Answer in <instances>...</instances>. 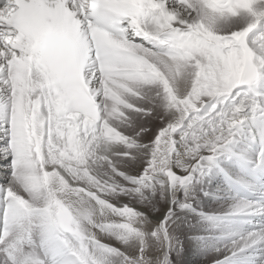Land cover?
Instances as JSON below:
<instances>
[{"label":"snow or ice","instance_id":"6c2138e0","mask_svg":"<svg viewBox=\"0 0 264 264\" xmlns=\"http://www.w3.org/2000/svg\"><path fill=\"white\" fill-rule=\"evenodd\" d=\"M0 133V264H200L190 186L245 134L264 170V0H0ZM233 200L219 223L264 218Z\"/></svg>","mask_w":264,"mask_h":264},{"label":"bare ground","instance_id":"6f19581e","mask_svg":"<svg viewBox=\"0 0 264 264\" xmlns=\"http://www.w3.org/2000/svg\"><path fill=\"white\" fill-rule=\"evenodd\" d=\"M0 136H2V133H0ZM2 144L3 140L0 139V145ZM232 153L234 154H227L220 157L217 161V166L214 167L207 176L202 180L193 182L189 191L192 210L180 212L181 215L187 216L188 219L198 220L197 224L199 227L198 230L193 233L195 234L193 237H190L188 233L187 237H185V235H179L178 238L181 243L191 245L193 253L198 254L195 256V259L200 261V264H204L205 256L209 257L211 255L206 254V251L208 252L210 250L213 252V258L224 261L225 256H227L230 264H260V261L264 259V246L249 248L244 252L237 253L235 256H231V254L226 252L216 254L214 251L217 247L222 248L223 245L228 242L230 234L235 230L240 228H252L257 224L264 223V218L261 217L242 218L246 220L247 223L229 221H224L223 223L218 222L219 218L222 217L233 204V198L239 197L226 184L221 173V167L231 172L234 176L242 179L240 168L235 161L236 157L247 160L253 159V161H257L258 159L254 152L245 145L243 137L238 144L233 146ZM6 174H9L8 163L0 161V185H6L8 183L5 179ZM195 193L196 197L193 195ZM184 195L185 192L181 189L178 193L180 201L184 200V198H182ZM2 197L3 193H0L1 211L3 208ZM136 207L147 212L150 219L155 221L162 216L169 205L165 201L159 200L156 204V208L146 209L141 204H137ZM177 208L178 206L176 209ZM157 209H159V211H157ZM178 255H180V253H176L173 256V260H175Z\"/></svg>","mask_w":264,"mask_h":264},{"label":"rangeland","instance_id":"374dc122","mask_svg":"<svg viewBox=\"0 0 264 264\" xmlns=\"http://www.w3.org/2000/svg\"><path fill=\"white\" fill-rule=\"evenodd\" d=\"M147 142V141H146ZM194 193V192H193ZM195 197H196V193L195 194H193ZM182 198H184L185 199V195H184V197H182ZM189 198V197H188ZM184 201V200H183ZM177 210V212L178 213H180V212H184V210H182V209H179V207L176 209ZM185 215V214H184ZM184 217H187V216H184ZM187 219V221H188V223L184 226L185 228H186V231H187V233H189V236L191 237H193V235H195V234H193V233H195L197 230H198V224H197V222H198V220L196 219V221H195V219H188V217L186 218ZM191 228V229H190ZM191 233V234H190ZM188 236V237H189ZM185 237H187V235L185 236ZM208 238V237H207ZM206 254H208V255H210L209 256V258L211 259V258H213L212 256H213V252L210 250V251H206ZM205 254V255H206ZM235 264H238V263H235ZM240 264H242V263H240Z\"/></svg>","mask_w":264,"mask_h":264}]
</instances>
